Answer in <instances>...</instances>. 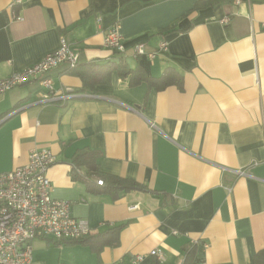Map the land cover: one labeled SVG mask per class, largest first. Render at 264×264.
I'll use <instances>...</instances> for the list:
<instances>
[{
	"label": "crops",
	"instance_id": "crops-1",
	"mask_svg": "<svg viewBox=\"0 0 264 264\" xmlns=\"http://www.w3.org/2000/svg\"><path fill=\"white\" fill-rule=\"evenodd\" d=\"M113 26L124 55L103 47ZM62 37L81 63L123 62L141 80L102 69L87 89L61 65L48 76L70 98L37 104L46 92L37 81L0 96V175L48 150L51 197L90 236L121 227L118 245L99 250L37 238L32 264H153V250L160 264H255L264 252V0H0V79ZM163 41L166 52L134 57V45L154 53ZM80 150L98 154L101 174L146 190L116 200L89 190L100 179L85 168L73 179L68 164Z\"/></svg>",
	"mask_w": 264,
	"mask_h": 264
},
{
	"label": "built area",
	"instance_id": "built-area-1",
	"mask_svg": "<svg viewBox=\"0 0 264 264\" xmlns=\"http://www.w3.org/2000/svg\"><path fill=\"white\" fill-rule=\"evenodd\" d=\"M20 0H16L19 3ZM224 19L222 23H227ZM103 47L120 55L126 48L118 26L104 32ZM134 57L147 55L154 58L157 53L167 51V43L161 42L154 53H146L143 44L133 47ZM79 56L73 52L65 38L60 39L59 48L33 65L20 72L0 79V96L16 87L39 82L46 91L39 96L37 104L54 103L70 98L71 95H58L52 88L49 73L61 65L72 69ZM55 163L53 154L48 150L33 151L27 163L10 172L0 175V264H32V243L37 238L56 242L75 241L87 237L91 230L87 223L70 215V204L51 197L52 185L47 177L49 168ZM239 175H246L239 171ZM101 186L102 181H97ZM136 206L130 207L134 210ZM159 263L164 257L159 250L150 252ZM143 259L136 256L132 264Z\"/></svg>",
	"mask_w": 264,
	"mask_h": 264
},
{
	"label": "trees",
	"instance_id": "trees-1",
	"mask_svg": "<svg viewBox=\"0 0 264 264\" xmlns=\"http://www.w3.org/2000/svg\"><path fill=\"white\" fill-rule=\"evenodd\" d=\"M117 69L119 75L124 78L126 75H131V79L133 82L140 81V76H137L136 74H132L131 70H129L123 62L115 65H88L83 64L80 62V58L78 60V63L76 66L72 69L69 68V72L72 74H75L82 82L83 87L87 89H92L98 82L101 81V77H99L101 74L99 73L100 70L104 69L105 72H107L109 69ZM98 70V71H97ZM137 77V78H136ZM155 84L154 82L152 83ZM159 84V83H158ZM172 82L170 81H164L162 84H160L159 88H164L165 86H170ZM173 84L178 86L179 89H181V79L178 78L177 80H173ZM97 157L98 154L96 152L90 151V150H80L74 154V156L69 161V165L71 166V176L73 179L77 178V172L85 168V171L87 172V176H93L97 179H100L102 181V185L99 186L96 184V182L93 181H87L86 186L89 190H93L96 188V192L100 194H108L110 195L114 200L119 198V193H126L130 191H145L146 188L137 184L136 182H133L131 180L127 179H121L118 177L113 176H107L100 173L97 165ZM121 227H115L111 228L103 233L90 236V237H84L79 240H75L72 242L76 243H90L92 247L96 250L101 249L105 246H117L119 243V233H120ZM60 244V243H59ZM264 252L256 255L255 257V264H264V258H263ZM153 264H160L157 260L153 262ZM184 264H192L190 260V256H188Z\"/></svg>",
	"mask_w": 264,
	"mask_h": 264
}]
</instances>
